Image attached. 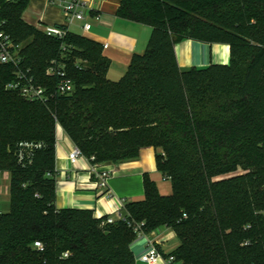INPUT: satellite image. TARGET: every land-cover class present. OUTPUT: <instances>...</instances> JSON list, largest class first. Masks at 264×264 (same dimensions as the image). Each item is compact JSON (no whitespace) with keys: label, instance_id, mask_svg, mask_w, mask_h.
<instances>
[{"label":"trees","instance_id":"1","mask_svg":"<svg viewBox=\"0 0 264 264\" xmlns=\"http://www.w3.org/2000/svg\"><path fill=\"white\" fill-rule=\"evenodd\" d=\"M30 1L0 0V13L23 43L24 67L54 94L25 99L7 86L15 67L0 64V174L10 173L0 264H136L135 222L174 230L171 253L184 264H264V0H120L117 15L152 32L118 80L99 41L71 30L57 38L25 21ZM185 39L228 43L229 63L182 69L175 46ZM53 59L72 93H58L60 78L47 75ZM58 125L97 162L160 148L173 192L145 174V197L125 202L112 223L90 208H58ZM23 141L43 144L26 165L16 156Z\"/></svg>","mask_w":264,"mask_h":264},{"label":"crops","instance_id":"2","mask_svg":"<svg viewBox=\"0 0 264 264\" xmlns=\"http://www.w3.org/2000/svg\"><path fill=\"white\" fill-rule=\"evenodd\" d=\"M101 17L89 18L92 23L90 30L83 28V22L77 21L69 26V30L86 35L103 44L104 54L111 59L108 77L118 80L127 71L134 53L143 52L147 46L152 28L148 25L129 21L117 15L120 0H93ZM23 18L30 24L40 28L44 24H64L63 11L50 0H31L23 13ZM179 66L182 69L205 67L213 63L226 64L230 61V45L228 43H208L195 39H185L175 46ZM56 168L58 208H90L96 217L104 215L116 216L125 202L141 200L145 197L144 175L149 174L157 183L163 195L173 192V183L158 169L157 153L161 149L146 147L137 159L120 163H105L111 170L108 194L102 188H95L89 174V164L85 161L77 165L70 163L69 151L72 149L71 138L61 125L57 126ZM0 201H10V173L0 174ZM168 230L171 232L168 233ZM156 240L159 249L164 253L175 250L180 241L174 230L162 226L155 229L150 236ZM136 264H142L140 257L149 249L145 235H138L131 243ZM159 264V263H158Z\"/></svg>","mask_w":264,"mask_h":264},{"label":"built area","instance_id":"3","mask_svg":"<svg viewBox=\"0 0 264 264\" xmlns=\"http://www.w3.org/2000/svg\"><path fill=\"white\" fill-rule=\"evenodd\" d=\"M54 5L60 7L63 11L65 23L60 24H44L40 27L46 34L57 38H64L69 26L77 21L83 22V28L90 30L92 23L89 20L91 17L100 19L101 15L93 5V0H50ZM1 9V5H0ZM7 20L0 13V64L12 65L15 67L14 78L8 83V88L18 90L20 94L27 100L41 101L47 103L53 96V92L48 91V88L37 82L31 74L29 68L24 67V55L22 53L23 43L17 42L12 35L6 30ZM108 44L104 45L107 48ZM46 73L48 76H58L60 78L56 91L60 94H70L75 86L71 78L67 76L65 66L56 59H53L49 64ZM70 138V137H69ZM72 141V140H71ZM41 142L23 141L19 143L16 149V156L19 163L26 165L33 161L35 151L42 147ZM68 159L71 164L77 165L81 161L89 164V174L92 179L93 187L102 188L105 193L110 192L109 179L111 170L105 167V163L97 162L94 155L87 156L81 149L72 141V149L69 151ZM116 216L108 215L104 223H112L117 219L122 218L119 211ZM102 217V216H101ZM134 228L138 235H145L148 239L149 249L140 257L142 264H184L182 260L173 253L162 252L156 240L152 239L154 230L146 231L143 222H135ZM35 246L43 248L40 241L35 242ZM65 256L69 253L65 252Z\"/></svg>","mask_w":264,"mask_h":264},{"label":"rangeland","instance_id":"4","mask_svg":"<svg viewBox=\"0 0 264 264\" xmlns=\"http://www.w3.org/2000/svg\"><path fill=\"white\" fill-rule=\"evenodd\" d=\"M118 79H120V78H118ZM160 149V148H159ZM6 172H8V171H6ZM243 173V171L242 170H240L238 173ZM232 175V174H231ZM231 175H227V176H231ZM226 176V177H227ZM10 209V201L6 198V199H3L2 197H1V201H0V211H2V212H6V211H8ZM169 232H171L170 230H168V233Z\"/></svg>","mask_w":264,"mask_h":264}]
</instances>
